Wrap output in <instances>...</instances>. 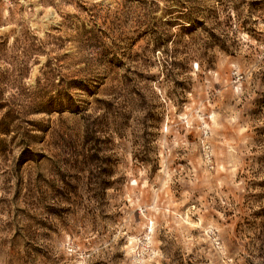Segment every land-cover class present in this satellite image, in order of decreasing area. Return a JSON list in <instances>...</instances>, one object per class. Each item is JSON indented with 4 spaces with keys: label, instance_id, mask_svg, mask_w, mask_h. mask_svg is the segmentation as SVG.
<instances>
[{
    "label": "rangeland",
    "instance_id": "374dc122",
    "mask_svg": "<svg viewBox=\"0 0 264 264\" xmlns=\"http://www.w3.org/2000/svg\"><path fill=\"white\" fill-rule=\"evenodd\" d=\"M0 264H264V0H0Z\"/></svg>",
    "mask_w": 264,
    "mask_h": 264
}]
</instances>
